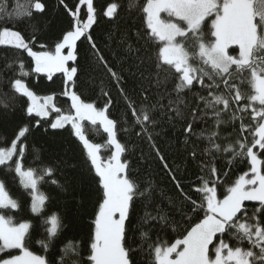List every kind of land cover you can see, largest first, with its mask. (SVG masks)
Returning a JSON list of instances; mask_svg holds the SVG:
<instances>
[{
    "label": "snow or ice",
    "instance_id": "6c2138e0",
    "mask_svg": "<svg viewBox=\"0 0 264 264\" xmlns=\"http://www.w3.org/2000/svg\"><path fill=\"white\" fill-rule=\"evenodd\" d=\"M61 7L71 19L68 29L51 47L41 43L36 51L42 29L34 18L47 11L45 0H16L13 12L0 0V46L26 53L33 62L31 71L20 56L6 65L17 69L16 78L9 81L13 96L0 99V106L14 108L15 100L26 98L23 113L39 117L34 125L21 124L11 142L0 146V167L14 171L20 185L31 189L30 211L42 215L47 196L38 192V183L48 177L53 185L67 189L55 178L56 167L26 168L23 161L28 136L55 113L49 127L70 125L101 197L86 247L68 239L49 260L27 246L33 223L16 222L6 214L21 205L0 180V253L18 250L0 259V264H145L137 258L145 244L146 264H264V0L130 3L129 11L140 13L142 28L108 34L116 43L113 57L119 58V70L92 35L101 19L119 16V0H106L102 8L95 0H78L74 8L57 0V8ZM25 20L34 21L29 24L30 38L15 27ZM80 42L87 43L90 57L104 68L123 101L118 118L112 114L117 102L103 80L98 85L93 80V87L100 88L97 101L86 102L83 92L76 90L82 71ZM236 48L238 53L231 54ZM33 73L49 80L62 74V95L71 101L69 112L56 107L55 93L37 96L25 82ZM129 80L138 100L129 95ZM85 121L106 134L103 145L88 138ZM168 130L176 138L171 164L158 144ZM121 135L147 142L149 153H142L141 159L160 162L178 198H169L166 205L156 203L158 185L150 172L140 178L133 170L125 159L129 149ZM102 148L111 151L107 159L100 155ZM237 162L247 170L231 179ZM58 165L77 167L67 161ZM185 176L192 178L185 181ZM138 202L146 209L143 215L136 212ZM246 202L255 203L249 207ZM41 226L45 238L37 243L48 253L65 225L53 212ZM169 229L178 234L174 241L161 238Z\"/></svg>",
    "mask_w": 264,
    "mask_h": 264
},
{
    "label": "trees",
    "instance_id": "16d2710c",
    "mask_svg": "<svg viewBox=\"0 0 264 264\" xmlns=\"http://www.w3.org/2000/svg\"><path fill=\"white\" fill-rule=\"evenodd\" d=\"M7 3V11L13 12L16 0H4ZM23 2V0H21ZM47 4V11L43 16H36L34 20L40 22L42 34L39 35L34 50L39 51V44L46 43L51 47L56 38L64 31L67 30L71 19L61 8H57V0H45ZM78 0H66L70 7L75 6ZM98 8H102L106 0H95ZM122 7L119 16L114 20L101 19L100 23L94 26L92 35L95 38L99 48L103 51L104 56L108 59L109 63L119 70V58L113 57V52L116 50V43L108 38L109 33L123 32L130 27L137 29L142 28L141 16L138 11H129V4L135 5L137 2L142 5L145 0H119ZM34 21H23L15 25L17 30L23 32L26 38H30L31 28L29 24ZM210 20L208 24L210 25ZM12 27V24L8 25ZM207 30V29H206ZM80 52V65L82 71L80 72V79L78 81L79 87L76 89L78 92H83L82 99L86 102H93L99 99L100 88L93 87V80L97 85L100 80L104 81L105 86L111 90V95L117 102V107L112 109L113 118H118L123 111L124 105L115 86L111 84L110 77L105 72L104 68L98 65L94 58L90 57L88 45L86 42L78 44ZM17 56L24 59L25 64L29 71L33 66V62L26 53L12 49L7 46H0V99L13 96L10 88L9 81L16 78L14 73L16 68H6L12 60ZM25 82L39 97L55 93V105L63 110L64 113L69 112L71 101L62 95L64 90L62 74H54L52 80H49L44 74H30L25 78ZM133 82L129 80L126 88L129 90V95L134 99H139L138 94H133L131 88ZM171 87V85L169 86ZM191 98L189 94V99ZM103 100L99 101L98 106H103ZM166 102V101H165ZM15 107H9L5 110L0 106V146H7L14 137L18 127L23 123L34 125L35 120L39 117L33 116L32 118L26 117L23 113V107L26 106V98L17 99L14 102ZM6 111V114H5ZM56 114L51 113L47 118V122L42 121L39 127L32 130L27 138L28 152L23 161L24 166L39 169L43 165H52L56 167L55 178L60 180L61 184L67 189L62 190L56 185L51 183L52 178L46 177L43 181L38 183V192L47 196L43 214L37 216L30 211L31 193L30 190H25L16 177L14 171L10 172L6 167H0V180L6 184L11 196L18 199L20 202L19 210H12L7 212V215L14 217L16 222L29 220L33 223L34 227L31 230L30 238L27 242L29 249L39 255H47L48 259L53 258V254L58 252L62 243L68 239L79 240L85 247L88 242V237L91 231V220L94 218V212L98 206V199L101 197V192L98 188V181L89 174L88 167L84 162V155L82 146L71 135L70 125L64 129L53 130L49 127L52 120L55 119ZM211 123V122H210ZM86 134L88 138L95 143L104 144L106 134L102 129L99 131L93 128L87 121L84 122ZM203 125H198L202 127ZM98 127V126H97ZM47 129V130H46ZM226 131H231L227 129ZM224 134V133H222ZM122 142L127 143L128 153L125 159L132 162L133 170L138 172L139 177L143 178L146 173H151L156 184L158 185L156 192V203L161 201L166 205L169 198H178L177 190L174 184L169 180V177L164 173L160 162L154 158L149 157L147 160L141 159V154L145 156L149 153V146L146 141L137 139L135 136L121 135L119 137ZM158 144L162 151L167 155L168 161L171 164L173 157L176 156V138L171 130H168L164 135L158 138ZM101 157L107 159L111 155V151L102 148ZM58 161H67L69 165L76 164V168L69 166L58 165ZM176 163H180L179 158ZM232 177L236 176L247 170L244 163L237 162L232 167ZM193 171H195L193 169ZM190 176H185L183 179L187 181L191 179ZM185 187L188 185L185 183ZM82 197V199H81ZM249 207L255 202H246ZM150 210V209H148ZM146 209L143 207L142 202H138L136 212L138 215H143ZM59 213L65 225L60 238L55 242L54 248L45 253L39 243L40 240L45 238L44 229L41 226V221L44 217L51 213ZM156 233H152V239L155 240ZM162 239L174 241L178 238V234L168 230L166 234H161ZM135 246V245H133ZM147 244L144 246V251L137 254V258L147 262ZM18 250H8L5 253H0V259L7 258L8 255H15ZM87 255V252L84 253Z\"/></svg>",
    "mask_w": 264,
    "mask_h": 264
},
{
    "label": "rangeland",
    "instance_id": "374dc122",
    "mask_svg": "<svg viewBox=\"0 0 264 264\" xmlns=\"http://www.w3.org/2000/svg\"><path fill=\"white\" fill-rule=\"evenodd\" d=\"M162 16H165L166 17V14H162ZM235 47V46H234ZM238 53V48H236L235 49V51L234 52H232L231 54H237ZM42 102V101H41ZM30 190V193H31V189H29ZM18 254V253H17ZM16 255V254H15Z\"/></svg>",
    "mask_w": 264,
    "mask_h": 264
}]
</instances>
